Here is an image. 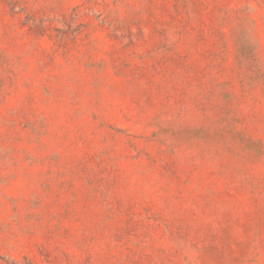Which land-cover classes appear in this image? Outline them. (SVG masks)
I'll return each instance as SVG.
<instances>
[{"label": "rangeland", "instance_id": "374dc122", "mask_svg": "<svg viewBox=\"0 0 264 264\" xmlns=\"http://www.w3.org/2000/svg\"><path fill=\"white\" fill-rule=\"evenodd\" d=\"M0 264H264V0H0Z\"/></svg>", "mask_w": 264, "mask_h": 264}]
</instances>
